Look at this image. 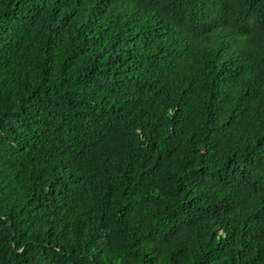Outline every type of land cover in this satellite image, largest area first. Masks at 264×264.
I'll return each instance as SVG.
<instances>
[{"label": "trees", "instance_id": "obj_1", "mask_svg": "<svg viewBox=\"0 0 264 264\" xmlns=\"http://www.w3.org/2000/svg\"><path fill=\"white\" fill-rule=\"evenodd\" d=\"M0 264H264V0H0Z\"/></svg>", "mask_w": 264, "mask_h": 264}]
</instances>
